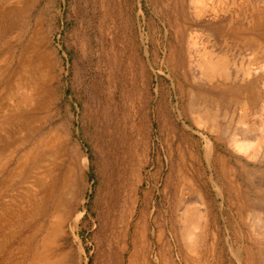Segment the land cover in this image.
Returning <instances> with one entry per match:
<instances>
[{
	"label": "rangeland",
	"instance_id": "1",
	"mask_svg": "<svg viewBox=\"0 0 264 264\" xmlns=\"http://www.w3.org/2000/svg\"><path fill=\"white\" fill-rule=\"evenodd\" d=\"M10 92L29 113L0 147L27 144L0 204L33 147L48 204L0 235V264L44 251L58 199L49 264H264V0H0V105Z\"/></svg>",
	"mask_w": 264,
	"mask_h": 264
},
{
	"label": "bare ground",
	"instance_id": "2",
	"mask_svg": "<svg viewBox=\"0 0 264 264\" xmlns=\"http://www.w3.org/2000/svg\"><path fill=\"white\" fill-rule=\"evenodd\" d=\"M1 33L3 34L4 32H1ZM25 47H28V46H25ZM25 47L21 48L22 49L21 50L22 55H23V51H24L23 49ZM20 59H21L20 61L15 60V61L10 63L11 71L8 72V78H7V84H6V85H10V83H11V85L15 86L14 83L18 82L17 90L19 89L20 86H24V89L26 87L25 79H24L25 73H27L29 75L32 74V71L30 70L31 65L28 64V62L23 60L21 57H20ZM25 62L27 64H25ZM226 63H227L226 59H219L216 62V64L207 63V66L209 67L210 70H212L211 72H213V73L215 71H218L219 69L221 71L223 69V71L225 73L226 72L225 71ZM202 66H204V65H202ZM39 68H40V66H39ZM17 74H19L20 76H23V79H21L20 77H19L20 79L17 78ZM224 76H226V75H224ZM35 83L36 82H32V84H35ZM28 87L31 88L34 92L35 91L39 92L38 86H33V85L30 86V84H29ZM14 92H15V90H14ZM14 92L9 93V97H8L9 101H8L7 105H3V106L0 105V111L4 112V114L2 113L3 116H2V120L0 121V130L5 129V127H6L5 123L12 125L15 122H21L19 120L23 117H27V115L29 113L28 110L26 111V109H24L25 100L27 98V97H25V94H23L24 92L17 94L18 96ZM5 110L9 111V115L6 114ZM7 129H9V128H7ZM20 139H19V141L16 142L17 144L15 142L14 143L12 142L11 145L8 143V144H6V145L4 144V146L0 147V155L2 157H4L3 160L0 162V175H2L4 171L6 172L8 164L11 163L14 159V157L11 156V153L16 152L18 148L27 144L26 139H21V140ZM8 148L12 149V151H10ZM7 150H9V151L7 152ZM35 152H36L35 147L30 148L26 153H23L19 157V159L15 162V164H16L15 168H14L16 171L15 177H20L21 181H22L21 183H15L16 180H14L13 183H10L11 178L14 177V171H10V172H8L6 179H4V181L1 184L4 187L6 185L11 186V188H13V190L15 191L14 195H12L13 198L9 201V203L0 204V235H3L2 237H5V235L7 234V230L11 229L14 226L17 228V230L19 232H22L24 229L25 230L29 229L30 225L33 224L35 222V220H37V218L40 219L44 215V211L46 210V205L48 204V195H47L46 190H45L47 182L45 183L42 181H38V179L36 181L33 180L37 177L35 174L36 173L38 174V172L40 173V171H41V167H40L41 163H39L40 159L37 160V157L35 156ZM39 178H41V177H39ZM51 181L52 180H50V182ZM27 183H29L27 185L28 188L22 189V185H25ZM63 184H64V182H63ZM65 204L66 203H63L60 199H58V200H55L52 203V205H48L52 208V213H51L52 216H51V219L49 220V227H48V230L46 233V237L43 239L42 243L40 244L41 251L44 250L41 254L35 252V254L34 255L32 254V256H30L29 258H21L20 259V258H17L15 255L13 256L12 255V254H14V253H12L13 251L12 252L10 251L11 253L10 252L6 253L1 257L3 262L6 264H47L49 261H51V259H53L54 258L53 256L55 255L54 249L56 247V245H55L56 237L59 233H61V225L62 224H61V220H59L60 210L62 207H64L67 210L70 209L68 207V205L67 204L65 205ZM47 209H50V208H47ZM66 214L67 213H65V215ZM66 216L69 217V215H66ZM15 232H17V231H15ZM16 234H18V233H16ZM2 240H3L2 242L4 243L5 242L4 238H2ZM5 243L7 244L8 242H5ZM21 245H23V244H21ZM0 249H2L1 245H0ZM4 249H6V247ZM51 262H53V260Z\"/></svg>",
	"mask_w": 264,
	"mask_h": 264
}]
</instances>
